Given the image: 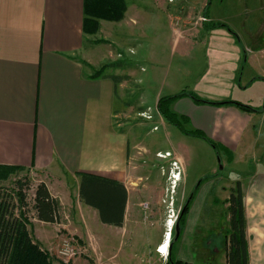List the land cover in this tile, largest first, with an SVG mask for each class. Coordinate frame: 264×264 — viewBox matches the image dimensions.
<instances>
[{
	"label": "crops",
	"instance_id": "crops-1",
	"mask_svg": "<svg viewBox=\"0 0 264 264\" xmlns=\"http://www.w3.org/2000/svg\"><path fill=\"white\" fill-rule=\"evenodd\" d=\"M85 19V0H0V165L26 167L41 177L40 182L46 183L59 201L61 198L52 191L53 181L65 190H76V204L80 209L77 218L84 226L81 236L91 242L97 258L94 264H168L156 250L159 238L147 239L140 230L132 228L136 221L132 212L142 205L135 201L138 182L132 160L136 145L129 136L127 124H121L120 119L126 112L136 111L126 100L134 87L131 80L134 79V84L138 81L136 70L127 69L123 75L119 71L103 73L101 68L108 57L101 56L100 47L92 48L95 43L88 39L92 35L85 30ZM109 23L113 35L117 22ZM182 29H174L172 48L179 49L180 53L200 40L191 35L184 37ZM202 34V40L206 36L203 44L208 67L190 84L191 93L206 101L221 103L235 101L239 92L241 103L257 110L245 112L233 105L196 103L189 96V86L181 88L175 82L167 92L158 94L156 111L160 114L158 105L162 93L179 97L186 92L184 98L173 103L174 110L218 141L225 157L235 160L247 153L248 159L242 157L239 162L246 166L256 160L255 152L259 153L260 168L247 178L241 172L238 181L246 201L250 264H264L263 32L260 29L249 33V45L228 28L209 32L204 28ZM143 58L137 60L143 61ZM159 116L156 120L165 119ZM251 151L255 158L250 155ZM173 155L182 166L180 154ZM181 170L178 173L183 176V166ZM81 174L125 185L128 203L123 227L102 223L99 212L81 201ZM137 179L142 178L138 175ZM199 195L191 199L181 218L180 245L173 257L180 264H229V213L225 222L216 227L213 208L218 205V199L205 209L207 203ZM227 206L229 210V203ZM203 230L210 231L211 235H204L205 238L200 233ZM197 237L203 241L198 243ZM171 245L170 251H174L175 246ZM150 248L153 254L148 252ZM201 255L205 258L199 263Z\"/></svg>",
	"mask_w": 264,
	"mask_h": 264
},
{
	"label": "rangeland",
	"instance_id": "rangeland-1",
	"mask_svg": "<svg viewBox=\"0 0 264 264\" xmlns=\"http://www.w3.org/2000/svg\"><path fill=\"white\" fill-rule=\"evenodd\" d=\"M127 2L129 15L126 14L127 18L115 23L117 28L113 35H111L110 23L103 21L101 25L100 21L99 31L88 39L95 43L94 45L91 43L92 48L100 47L101 56L108 57L101 68L103 73L119 71L120 75H123L127 69L136 70L138 81L134 84V79L131 80L130 83L134 87L129 97L126 96L128 105L133 106L136 111L129 114L126 112V115L120 119L121 124H127V128L124 125V129L129 130V136L136 145L133 150L135 156L134 159L132 158L135 165V169L132 170L135 171L138 182L135 201L142 202V205L136 206V211L132 212V218L136 219L132 228L140 230L147 239L151 237L150 240L156 241L159 238L160 245L156 247L158 252L161 246H167L166 254L160 252L165 263L169 259V253L174 252L175 256L179 249L180 240L176 245L173 244L176 235L175 225L185 202L192 191L195 192L200 182H203V185L199 191V198L206 201L205 209L210 208L209 204H212L214 199L219 201L213 208L215 226L218 227L228 216L227 200L231 189L241 179L240 173L244 171L243 177L247 178V175L252 174L256 168H260L262 161L259 153L255 152L256 160H251L246 166L240 165V158L248 159L249 154L245 153L235 160L228 159L221 151L218 141L208 136L213 141V145L204 138L188 134L187 131L199 130L198 127L185 116L179 115L173 107V103L179 98H184L186 95L183 94L186 92L175 97L171 105L172 112L179 117L181 127L166 119L156 120L161 117L156 111V98L162 91L167 92L168 87L175 82L181 88L189 86L188 92H192L190 84L195 83L196 78L208 67L206 46L203 44L206 36L202 40V31L205 28L209 32L213 22L227 25L239 35L238 39L245 45L251 44L249 33L261 29L264 42V0H128ZM208 2L210 6L205 13ZM196 9L198 11H195ZM131 19L134 22L128 23ZM181 27L184 28L182 29L184 37L188 38L191 35L200 39L198 41L193 39L195 42L182 53L179 49L172 50L174 29ZM141 58L144 60H137ZM258 69L261 71L259 66ZM248 70L249 68L245 72ZM238 93L234 97L235 101L243 102ZM161 96V99L168 97L166 93H162ZM174 152L180 154L183 159L181 163L184 169L183 176L178 173V171L182 172V166L176 162ZM255 154L253 151L250 153L253 157ZM138 175L142 179H137ZM20 179L27 185L26 189L30 197L31 226L29 228L33 241L49 253L50 259L55 264L56 262L57 264H94L97 258L91 242L81 236L84 226L77 218L80 209L76 204L78 201L76 190H65L63 186L58 187L61 184L57 183V185L53 181L52 191L62 200L60 201L61 220L55 226H49L41 224L32 210V199L41 183V177L25 171L20 177L10 176L4 180V184L10 187L11 181ZM191 201L189 198V202ZM195 233L199 234L198 231ZM200 233H203V236L211 235L208 230ZM169 234H172L171 238ZM206 236L204 237L207 238ZM197 239L198 243L203 241L199 237ZM170 243L175 246L174 251L173 249L170 251ZM67 246L76 251L75 256L68 258L60 255V250ZM150 251L151 248L148 252ZM204 258L205 256L201 255L199 263Z\"/></svg>",
	"mask_w": 264,
	"mask_h": 264
},
{
	"label": "trees",
	"instance_id": "trees-1",
	"mask_svg": "<svg viewBox=\"0 0 264 264\" xmlns=\"http://www.w3.org/2000/svg\"><path fill=\"white\" fill-rule=\"evenodd\" d=\"M127 1L85 0V30L87 34H97L100 29V21L120 22L124 20L129 8ZM209 6L210 2L206 5L205 12H207ZM216 28H228V26L213 22L211 30ZM229 30L236 36L231 29ZM190 97L199 104L233 105L245 112L257 110L234 100L214 103L206 101L195 94H190ZM174 100L175 97L160 99L159 112L168 122L181 127L178 115L171 110ZM187 133L204 138V140L214 145L213 141L200 130L187 131ZM219 146L221 148L220 144ZM25 171L28 170L23 166L0 165V264H53L49 253L33 241L30 233V197L26 189L27 185L21 179L11 181L10 187L4 184V180L10 176L20 177ZM80 177L79 196L81 201L99 212L102 223L123 227L128 203V192L125 185L95 175L81 174ZM32 201V210L36 213L39 221L50 224L60 223L61 203L52 195L46 183H40ZM228 203V263L250 264L246 201L242 184L239 181L231 189ZM185 217L186 215L182 219V225L185 222ZM168 264H180V262H177L172 254L169 256Z\"/></svg>",
	"mask_w": 264,
	"mask_h": 264
},
{
	"label": "water",
	"instance_id": "water-1",
	"mask_svg": "<svg viewBox=\"0 0 264 264\" xmlns=\"http://www.w3.org/2000/svg\"><path fill=\"white\" fill-rule=\"evenodd\" d=\"M220 161H221V160H220ZM221 169H223L222 166H221ZM191 199H192V198H191ZM189 203H190V202L188 201V205H189ZM188 205H186V206L184 207V209H183V211H182V213H181V216L179 217L178 221L176 222V225H175V232H176V235H175V238H174V243H175L176 241H178V239H179L180 236H181V218H182V216L185 214ZM174 243H173V244H174ZM171 246H172V245H171Z\"/></svg>",
	"mask_w": 264,
	"mask_h": 264
},
{
	"label": "built area",
	"instance_id": "built-area-1",
	"mask_svg": "<svg viewBox=\"0 0 264 264\" xmlns=\"http://www.w3.org/2000/svg\"><path fill=\"white\" fill-rule=\"evenodd\" d=\"M170 238L172 236V234H169ZM162 247V246H161ZM159 249L160 252H162V249ZM60 255L63 256V257H68V258H71L73 256L76 255V251L73 249V248H70V246H67L65 249L63 250H60ZM163 254V253H162Z\"/></svg>",
	"mask_w": 264,
	"mask_h": 264
},
{
	"label": "flooded vegetation",
	"instance_id": "flooded-vegetation-1",
	"mask_svg": "<svg viewBox=\"0 0 264 264\" xmlns=\"http://www.w3.org/2000/svg\"><path fill=\"white\" fill-rule=\"evenodd\" d=\"M201 187H202V184L199 185V186L197 187V189H195V192L192 191V193L190 194L189 198H190V199H191V198H192V199L196 198L197 195L199 194V191H200ZM189 198H188L187 201L185 202L184 207H185L186 205H188ZM184 207H183V209H184ZM182 211H183V210H182ZM178 219H179V218H178ZM177 221H178V220H177Z\"/></svg>",
	"mask_w": 264,
	"mask_h": 264
},
{
	"label": "bare ground",
	"instance_id": "bare-ground-1",
	"mask_svg": "<svg viewBox=\"0 0 264 264\" xmlns=\"http://www.w3.org/2000/svg\"><path fill=\"white\" fill-rule=\"evenodd\" d=\"M167 243V242H166ZM163 245V244H162ZM167 249V246H163V248H162V253H165L166 254V250Z\"/></svg>",
	"mask_w": 264,
	"mask_h": 264
}]
</instances>
